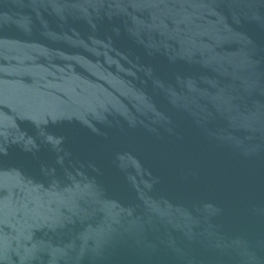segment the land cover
<instances>
[{"label": "water", "instance_id": "water-1", "mask_svg": "<svg viewBox=\"0 0 264 264\" xmlns=\"http://www.w3.org/2000/svg\"><path fill=\"white\" fill-rule=\"evenodd\" d=\"M0 264H264V0H0Z\"/></svg>", "mask_w": 264, "mask_h": 264}]
</instances>
